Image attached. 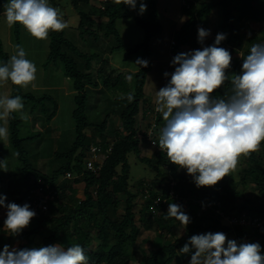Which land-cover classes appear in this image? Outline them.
I'll return each instance as SVG.
<instances>
[{"label": "trees", "instance_id": "1", "mask_svg": "<svg viewBox=\"0 0 264 264\" xmlns=\"http://www.w3.org/2000/svg\"><path fill=\"white\" fill-rule=\"evenodd\" d=\"M48 1L52 7L58 8L57 0ZM146 1L148 17L134 16L136 23L143 29V40L126 48L124 57L141 51V59L147 60L148 66L139 67L131 73L133 84L130 91L126 89L118 97L123 103L120 111L121 128H113L112 142L107 139L105 122L95 125L88 120L86 114L88 90L97 89L99 86V76L93 74L91 65L92 60L99 58V54L79 51L65 37L64 29L58 32L49 31L45 63L60 64L76 92L72 113L75 120V138L65 151L54 153L62 162L49 173L43 174L29 159L23 145L24 141L35 139L41 132L33 131L20 136L18 126L21 118L16 112L8 117L10 142L16 153H19L15 155L21 165L20 171L6 180L0 176V196L7 198L5 203L21 206L28 204L31 210L35 209L36 215L28 227L18 235H13L4 229L7 208L0 207L1 236L8 240L0 243V251L11 239L20 235L32 240L30 245H19L17 249L53 244L67 248L79 244L85 250L88 264H136L135 246L143 231L154 225V235L163 238V241L154 245L151 236L150 253L137 264H176L187 255L191 257L193 254L194 249L188 254L179 252L190 237L208 232L233 233L238 243H244V239L249 240L247 243L258 242L264 254V202H257L258 198H264V141L258 151L248 156L242 155L243 165L237 180L229 173L212 187L198 188L185 169L178 168L168 160L166 153L159 147V139L154 135L153 141L157 146L154 156L143 153L142 144L149 142L148 129H141L137 115L142 111L143 118L152 117L153 126L160 124L163 119L161 113L151 110L143 90L150 68V40L162 30L156 0ZM69 3L79 15L78 29L81 35L92 36L95 41L99 37L112 38L115 44L111 45L110 52L123 47L115 23L117 19L131 14L129 5L117 4L115 0H100L99 5L90 4V0H69ZM215 7L222 9V21L215 33H227L226 39L218 46L228 50L231 57L236 52L240 53L239 61L231 59V67L226 70V75L241 74L243 59L250 53L251 46L264 43V26L260 33L254 30L246 40L239 38L237 33L246 28L249 22L264 24V0H209L199 5L186 2L182 7L186 19L178 29L172 58L190 50H203L198 42V22ZM18 31L16 23V38ZM183 46L187 49H183ZM8 62L9 54L3 50L0 39V66ZM176 66L171 63L164 86L170 81ZM110 75L111 72L109 76L102 73L103 84L106 89L115 90L117 79L113 80ZM9 82L10 98L20 96L24 105L29 103L30 114L40 112L45 115L47 122L55 116L57 104L51 96L42 94L37 97L31 92H23L20 86ZM230 90L231 84L226 81L224 86L211 95L213 98H226V93L230 94ZM129 94L134 95L131 102L127 100ZM90 127L93 131L87 136L85 129ZM152 132L154 134L156 128ZM91 144L97 145L106 155L95 170L86 168V151ZM130 152H134L140 162L155 170L152 179L140 177L130 184ZM161 165L165 166L164 170ZM66 172H70L72 177H66ZM76 179L80 182L76 183ZM79 184L81 187L78 189ZM239 185H250L256 191L252 204L243 198L238 190ZM41 186L42 190L39 189ZM130 187L139 190V196ZM46 193L52 194V198L44 200L43 195ZM118 193L125 195L121 206L116 201ZM169 203L182 206V210L191 219L180 235L176 234L175 227L181 223L175 218L167 217ZM42 205L46 208L42 209ZM226 217H244L254 223H229ZM36 237L40 239L37 241Z\"/></svg>", "mask_w": 264, "mask_h": 264}, {"label": "clouds", "instance_id": "2", "mask_svg": "<svg viewBox=\"0 0 264 264\" xmlns=\"http://www.w3.org/2000/svg\"><path fill=\"white\" fill-rule=\"evenodd\" d=\"M133 10L137 0H115ZM9 26L22 25L39 40L47 39L49 31H62L68 24L58 8L48 0H9L4 5ZM147 5L140 2L139 13ZM210 31L198 29V42L203 44ZM226 34L219 33L212 46L177 54L172 61L175 71L168 84L156 91V111L163 116L165 126L159 137V147L168 160L185 169L195 185L212 187L236 169L241 155L248 156L259 150L264 141V43H255L243 59L241 74L226 75L231 67V54L219 47ZM8 63L0 66V82L27 86L35 80L34 63L26 59L23 47ZM136 64L147 67L148 61L138 58ZM167 77L169 73L165 72ZM229 81L230 94L226 98H213L217 89ZM133 94L127 96L131 102ZM22 98L0 96V120H7L13 112H22ZM0 139H7V129L0 126ZM19 155V153H16ZM6 170L7 165L0 162ZM0 196V207H6L4 229L18 235L29 226L36 213L28 204L5 203ZM167 217L175 218L185 228L191 222L182 206L169 203ZM166 217V218H167ZM189 264H264L261 245L238 243L227 239L223 232L193 235L179 250L192 252ZM0 264H88L85 250L79 244L63 247L53 244L42 247L17 249L4 245L0 251Z\"/></svg>", "mask_w": 264, "mask_h": 264}, {"label": "rangeland", "instance_id": "3", "mask_svg": "<svg viewBox=\"0 0 264 264\" xmlns=\"http://www.w3.org/2000/svg\"><path fill=\"white\" fill-rule=\"evenodd\" d=\"M209 0H156L158 9V15L162 24V30L159 34L153 36L150 40V68L147 71L144 94L147 99L148 105L151 110L156 109V91L164 87L166 76L165 72H169L172 63V48L177 37L178 29L182 22L186 19V16L182 13V7L187 2H193L196 5L207 2ZM9 0H0V39L2 42L3 50L9 54V60L12 55L17 51L16 46L23 47L26 53V59L31 61L36 66L35 80L29 83L27 86H20L23 92H31L34 96H41L46 94L51 96L57 104V112L55 116L47 122L45 115L40 112H34L30 114L28 108L29 103L22 110L27 115L28 119H21L19 124V135L25 136L33 131H40L41 134L35 139L26 140L23 142L25 149L28 152V157L35 165V167L43 174L49 173L52 168L59 165L62 160L55 157V152L65 151L75 138V120L73 118V110L75 108L74 95L75 90L72 85V81L67 77L58 63H45L48 54L49 35L47 39L39 40L33 37L27 30L18 23V38L14 34L15 24L9 26L6 21L4 5ZM141 0H137L136 8L133 10L130 8V15L117 19L115 26L122 39L123 47L115 48L111 55L102 57L101 47L98 42L93 39L92 36L87 34L81 35L78 29L79 15L73 9L69 0H57L58 8L62 13L63 20L68 24V27L64 29L65 37L73 43V45L81 52L88 54L97 52L99 58L92 60L93 74L98 77L99 86L97 89L90 88L88 90L87 109L86 114L88 120L97 125L105 122V130L107 133L108 141L112 142L113 128H121L120 111L123 108V103L118 100V97L128 89L130 91L133 78L132 72L137 70L140 66L136 64L138 58H142L141 51L133 52L128 57H124L126 48L133 46L134 44L143 40L144 32L141 26H139L134 20V16L141 18L148 17V7L143 14L139 13ZM49 3V1H48ZM143 3L147 5V1L143 0ZM51 6V4L49 3ZM222 21V9L221 7H215L211 11L202 16L198 22V29L203 28L210 31V35L207 36L201 44L202 49L209 46L211 40H215L218 33H215ZM263 23L249 22L242 31H238L239 38L246 40L250 34L255 30L258 33L261 32ZM227 37V33L225 32ZM107 42L114 45L115 41L112 38H108ZM215 42V41H214ZM214 44V43H213ZM183 49H187L183 46ZM192 50H190L191 52ZM110 59V60H108ZM240 53L236 52L232 55V61H239ZM109 72L112 75L113 80L117 79L116 89H106L103 84V75L109 76ZM113 82V81H111ZM126 85V88H124ZM0 96L10 97V82H0ZM48 104V103H47ZM17 116L21 118V113L16 112ZM138 125L141 129L147 130V137L150 139L148 143L142 144L143 153L147 156L153 157L157 146L153 144V135L159 139L161 130L165 126V121L162 119L161 123L157 126H153V118L146 116L142 117V111L137 115ZM148 124H152L149 127ZM0 126L7 129V139H0V162H4L7 165L6 170L0 167V176L5 180L20 171V162L16 159V150L10 142L9 122L7 120H0ZM148 127V128H147ZM156 128V132H152V129ZM93 129L86 128V135L89 136ZM87 154V151H86ZM101 158V157H99ZM128 162L130 164L129 182L132 184L138 178H145L150 180L155 176V170L148 165L140 162L134 152L128 153ZM243 165L242 155L239 158V162L236 169L230 172L237 180L240 175V168ZM164 170L165 166L161 165ZM79 179H76V183H79ZM4 183V182H3ZM2 183V184H3ZM81 185H78V189ZM139 196V190L133 189ZM238 190L241 192L243 198L248 203L255 201L256 191L250 186H238ZM125 195L116 194V201L121 206L124 203ZM138 199V198H137ZM258 203L264 202V198H258ZM19 205V204H18ZM35 205V204H34ZM34 211V209H33ZM35 212V211H34ZM2 212H0V217ZM150 222V221H149ZM176 234L180 235L184 231V226L179 224L175 227ZM199 234V233H198ZM197 234V235H198ZM229 240H236V236L232 233H224ZM0 231V243L7 242V238L1 236ZM152 236V242L154 245L162 243L163 238L154 235V225L147 227L140 236L138 243L135 246V263L142 262L144 258L150 253L151 245L149 239ZM37 241L40 239L35 238ZM31 238L26 239L22 236H17L7 243V245L16 248L19 245H30ZM248 239H244L243 242H248ZM238 242V241H237ZM93 247V246H92ZM191 257L187 255L184 259L176 264H189Z\"/></svg>", "mask_w": 264, "mask_h": 264}, {"label": "built area", "instance_id": "4", "mask_svg": "<svg viewBox=\"0 0 264 264\" xmlns=\"http://www.w3.org/2000/svg\"><path fill=\"white\" fill-rule=\"evenodd\" d=\"M148 139H150L149 137H147ZM153 144L154 141L152 142ZM87 161H86V168L87 169H90V170H95V169H98L99 166L102 164V162L104 161V158H105V154L102 152V150L97 146V145H94V144H91L87 150ZM101 157V158H99ZM95 164H98V166H96ZM66 177H72V174L70 172H66L65 174ZM47 187V186H46ZM40 190H42V186L39 187ZM48 198H52V194L50 193H46L43 195V199L46 200ZM42 209H45L46 206L45 205H42L41 206ZM206 207V206H205ZM35 211V209H34ZM226 220L229 222V223H235V222H239L241 224H252L254 223V221H249L248 219L244 218V217H241V218H236V217H226ZM259 224V223H257Z\"/></svg>", "mask_w": 264, "mask_h": 264}, {"label": "crops", "instance_id": "5", "mask_svg": "<svg viewBox=\"0 0 264 264\" xmlns=\"http://www.w3.org/2000/svg\"><path fill=\"white\" fill-rule=\"evenodd\" d=\"M100 0H90V4L93 5H99ZM98 42V45L102 48L101 52H102V57H105L107 55H111L110 52V47L111 44H109V42H107V39L103 38V37H99L98 40H96ZM215 40H211L209 46H211L214 43ZM110 60V59H108ZM98 88V87H97Z\"/></svg>", "mask_w": 264, "mask_h": 264}]
</instances>
